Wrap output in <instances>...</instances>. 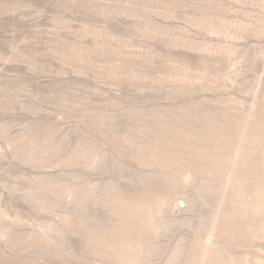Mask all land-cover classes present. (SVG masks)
<instances>
[{
  "label": "rangeland",
  "instance_id": "374dc122",
  "mask_svg": "<svg viewBox=\"0 0 264 264\" xmlns=\"http://www.w3.org/2000/svg\"><path fill=\"white\" fill-rule=\"evenodd\" d=\"M0 264H264V0H0Z\"/></svg>",
  "mask_w": 264,
  "mask_h": 264
}]
</instances>
